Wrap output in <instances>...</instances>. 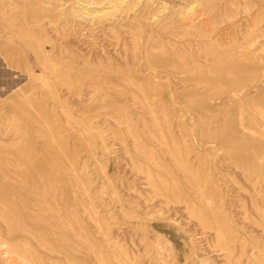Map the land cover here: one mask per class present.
<instances>
[{
	"label": "rangeland",
	"instance_id": "rangeland-1",
	"mask_svg": "<svg viewBox=\"0 0 264 264\" xmlns=\"http://www.w3.org/2000/svg\"><path fill=\"white\" fill-rule=\"evenodd\" d=\"M5 31L0 102L27 100L23 119L37 124L5 119L0 140L37 153L32 182L61 220L43 219L52 254L1 235L0 264H264V180L224 146L246 133L264 159V131L250 129L244 105L230 109L238 80L211 57L253 59L251 93L264 87V0H0ZM221 104L223 131L209 132L199 120ZM253 109L264 126V102ZM188 158L197 182L182 170ZM62 164L87 165L88 200L67 190Z\"/></svg>",
	"mask_w": 264,
	"mask_h": 264
},
{
	"label": "bare ground",
	"instance_id": "bare-ground-1",
	"mask_svg": "<svg viewBox=\"0 0 264 264\" xmlns=\"http://www.w3.org/2000/svg\"><path fill=\"white\" fill-rule=\"evenodd\" d=\"M3 37L6 38V40L9 41L12 40L11 35L8 31H5L3 36L0 35V38ZM17 44L21 45V42ZM24 48L25 47H23V49ZM37 54H47V53L44 52L41 46H38ZM211 57L217 61L216 69H218L220 73H226L228 75L231 74V76L234 77L235 80H238V84L240 85V86L238 85V87L235 88V93L228 97L229 104L231 106L230 109H233L234 112L235 111L237 112V108L239 107V105H244L245 108L247 109L245 113L246 115L245 120L247 121L250 129H254L256 131H264L263 124L261 123L260 119L257 118L256 114L253 112L254 110L253 108L255 105H257V103L264 102V93H263L264 87H262V89L260 87H256L258 91L256 93L255 92L251 93L254 88L249 85V82H251L250 79L255 77L256 74L259 72L258 71L260 70L259 65H257V63L253 61V59L238 58L235 57L233 54L213 53L211 54ZM43 58L44 61L47 62L46 59L47 57L45 55L43 56ZM242 79H244V81H240ZM26 103L30 104V102H28L27 100L24 101L21 100L17 95L12 97L11 100H9V102L8 101L5 103L0 102V131L4 126L3 121L5 119L11 121V123L12 122L15 124L17 123L20 127H24L27 129L34 127L37 124L36 120L31 116L29 117V119L26 120L23 119V114L25 112L24 107ZM227 108L228 107L224 106L223 104H221L220 106H216V107L212 106L210 108H207L206 109L207 111L205 112L206 117L203 119L200 117L201 120L199 121L201 126L204 129H208L209 132L221 133L223 131V126H220V119L222 115L225 114V112L228 110ZM4 110L6 111L4 112ZM231 111L232 110H229L228 112ZM79 123L80 122H75L74 126L81 133H87L86 127L82 125V123L80 124ZM38 131L42 132L43 130L39 129ZM216 133H212V134L207 133L208 135L206 138L209 139L210 137L212 139L214 138ZM140 136L141 134L138 133L137 137L140 138ZM171 140L173 145L176 146L177 144L175 143V140L174 139ZM134 143L135 142H133V144ZM224 146L231 147L233 149L241 151L242 155L239 157L240 159H238V161L235 162V164H237L240 167V169L243 172H245L244 174H246L249 177L254 176V178H256L257 180H262V181L264 180V164L262 163L264 159H262L258 154L250 155L251 153L248 151L250 149H257L258 151H260L261 148L263 149L260 142L249 137L248 135H246V133L238 132L236 134V138L231 141L229 140V142L225 143ZM175 148L177 149V147ZM186 151L190 152L189 150ZM140 153H141L139 154L140 157L146 158L147 160H152L153 163H155L157 166L160 167L159 161L157 162V159L155 158L154 155L146 157L145 154H143L142 152ZM43 165L44 163L38 157L37 153H35L34 151L26 152L22 144H18L15 141L9 139L0 140V236L4 235L9 239L11 238V236L14 235L17 237L18 235H22L21 238H18V241L23 240L24 242H28V243L36 242V248H39L41 250H44L45 252H48L49 254H52L53 252H55L54 244L50 240H39L40 238H42V234L44 231L41 230V227H43L44 223H46L43 220L44 218H46V216L50 218H56L58 220H61V216L60 213L56 211L57 209L50 206V204L48 205L46 202H44L43 197L40 195V194L46 195V193L49 194L51 191L49 192L46 191L45 193V187L42 184L34 181L32 182L34 171L36 169L40 170ZM61 169L62 172L64 173V176H67L69 178L67 190H69L71 193L75 195L83 193V195L86 196V200H88L87 189L84 188L83 184L81 183V178L85 174L87 165L81 164L80 166L78 165V167H72V166L66 167L64 164H62ZM21 170L23 171L21 172ZM160 170L162 171L165 169L164 167H161ZM182 170L188 173L191 179L197 182L200 175L198 176L197 175L198 173L194 172L193 165L190 162L189 158L184 160L182 159ZM15 175L18 177H16ZM146 178L151 186L155 185V180L153 179V177L149 176ZM173 183L174 181H172V184ZM25 187H29L28 191L24 189ZM40 188L43 189V193L39 192ZM20 207L22 209H20ZM122 210H124L123 207ZM46 225L49 226L48 229L46 228L47 232L50 233L49 238H52L53 236H55V235L51 236L50 230L52 229V226L49 225V223H46ZM33 229H35L36 232ZM62 244L66 245V242ZM99 259H101V257H99ZM48 260L52 261L49 258Z\"/></svg>",
	"mask_w": 264,
	"mask_h": 264
}]
</instances>
